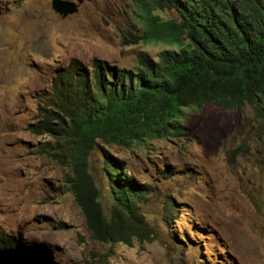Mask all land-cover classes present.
<instances>
[{
    "label": "rangeland",
    "instance_id": "rangeland-1",
    "mask_svg": "<svg viewBox=\"0 0 264 264\" xmlns=\"http://www.w3.org/2000/svg\"><path fill=\"white\" fill-rule=\"evenodd\" d=\"M68 1L78 10L63 18L52 0H0V249L20 240L54 264H264V121L250 107L187 109L179 137L106 147L146 193L147 230L130 245L90 239L63 169L40 150L53 139L30 130L39 101L74 60L131 69L168 47L125 42L141 34L135 0ZM104 162L99 149L88 155L100 187Z\"/></svg>",
    "mask_w": 264,
    "mask_h": 264
},
{
    "label": "trees",
    "instance_id": "trees-1",
    "mask_svg": "<svg viewBox=\"0 0 264 264\" xmlns=\"http://www.w3.org/2000/svg\"><path fill=\"white\" fill-rule=\"evenodd\" d=\"M141 34L127 44H163L154 61L141 56L131 69L72 61L51 80L38 104L41 151L64 172V186L81 211L92 241L130 245L147 229L137 203L144 194L106 147L130 149L183 134L185 110L250 107L264 121V0H135ZM169 10L163 21L154 11ZM99 149L106 185L100 187L87 158ZM102 191L109 211L102 204Z\"/></svg>",
    "mask_w": 264,
    "mask_h": 264
},
{
    "label": "water",
    "instance_id": "water-1",
    "mask_svg": "<svg viewBox=\"0 0 264 264\" xmlns=\"http://www.w3.org/2000/svg\"><path fill=\"white\" fill-rule=\"evenodd\" d=\"M81 2V0H78ZM52 9L63 18L77 12V5L66 0H52ZM0 264H54L48 257L38 251L28 252L23 247L4 248L0 250Z\"/></svg>",
    "mask_w": 264,
    "mask_h": 264
},
{
    "label": "clouds",
    "instance_id": "clouds-1",
    "mask_svg": "<svg viewBox=\"0 0 264 264\" xmlns=\"http://www.w3.org/2000/svg\"><path fill=\"white\" fill-rule=\"evenodd\" d=\"M66 1H68V0H66ZM72 2V1H71ZM52 8V7H51ZM78 10V9H77ZM138 61V60H137ZM126 69V68H125ZM50 86H51V84H50ZM39 103H40V101H39ZM37 109H38V106H37ZM38 111V110H37ZM35 124V123H34ZM33 124V125H34ZM30 130H31V127H30ZM31 132H32V130H31ZM33 133V132H32ZM34 134V133H33ZM36 135V134H35ZM181 136V135H180ZM51 137V136H50ZM52 138V137H51ZM53 139V138H52ZM51 141H53V140H51ZM46 142H48V141H46ZM50 142V141H49ZM124 149V148H123ZM113 158V157H112ZM50 159V158H49ZM114 159V158H113ZM115 160H117V159H115ZM119 161V160H118ZM121 163L118 165V167L122 170V172H127L126 170H124V168H122V167H120V165H122V161H120ZM56 163V162H55ZM128 173V172H127ZM129 174V173H128ZM130 175V174H129ZM134 182H135V184L139 187V189H140V186H141V184H138V183H136V181L134 180ZM140 193H142V194H144L143 195V197L141 198V200L144 198V196L146 195V193L145 192H142L141 191V189H140V191H139ZM102 201V200H101ZM139 202H140V200H139ZM138 202V203H139ZM138 203H137V206H138ZM104 208V207H103ZM174 207H173V205H172V203L171 202H169V203H167V209L168 210H172ZM81 212V211H80ZM138 212H139V210H138ZM139 214H142L141 212H139ZM84 224H85V222H84ZM185 235V233L183 232V235L182 236H184ZM111 245V244H110ZM116 245V244H115ZM127 245V244H126ZM111 246H113V245H111ZM14 247H23V248H25L22 244H21V241L19 240V241H16L15 243H14V246H9V247H3V248H1L0 250H2V249H4V248H14ZM26 250H27V248H25ZM28 252H34V249L33 250H27ZM37 251L38 252H40V254H42L43 256H45V257H48L49 258V256H48V252H47V250L46 249H44V247L43 248H40V250L39 249H37ZM50 259V258H49Z\"/></svg>",
    "mask_w": 264,
    "mask_h": 264
}]
</instances>
